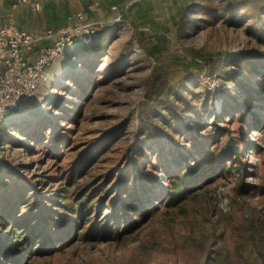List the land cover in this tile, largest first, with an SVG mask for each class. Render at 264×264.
Instances as JSON below:
<instances>
[{"label":"rangeland","instance_id":"374dc122","mask_svg":"<svg viewBox=\"0 0 264 264\" xmlns=\"http://www.w3.org/2000/svg\"><path fill=\"white\" fill-rule=\"evenodd\" d=\"M139 2L5 119L0 245L31 219L21 264H264V0Z\"/></svg>","mask_w":264,"mask_h":264},{"label":"built area","instance_id":"2783aa9c","mask_svg":"<svg viewBox=\"0 0 264 264\" xmlns=\"http://www.w3.org/2000/svg\"><path fill=\"white\" fill-rule=\"evenodd\" d=\"M20 5L42 10L40 0H14V8ZM105 29L103 23L86 21L85 13L73 14L64 27L44 33L0 23V128L10 114L36 96L44 71L54 59ZM46 40L51 44L40 46Z\"/></svg>","mask_w":264,"mask_h":264},{"label":"crops","instance_id":"0c3cea01","mask_svg":"<svg viewBox=\"0 0 264 264\" xmlns=\"http://www.w3.org/2000/svg\"><path fill=\"white\" fill-rule=\"evenodd\" d=\"M41 11H34L30 5L13 7L14 0H0V23L13 24L20 29L34 33H44L64 27L69 16L85 13L86 21L114 25L118 19L128 16L127 7L131 0H40ZM143 0H140L141 6ZM93 8L91 6L95 5ZM138 4V5H139ZM139 12L133 9L132 13ZM142 18V16H139ZM50 40L40 46H48Z\"/></svg>","mask_w":264,"mask_h":264},{"label":"trees","instance_id":"16d2710c","mask_svg":"<svg viewBox=\"0 0 264 264\" xmlns=\"http://www.w3.org/2000/svg\"><path fill=\"white\" fill-rule=\"evenodd\" d=\"M162 91V87L158 86L156 83L154 85V91L152 92H154V96L157 97ZM188 179L191 181H188ZM198 182V174H194V172L191 170L182 173L178 183H176V181L174 180H171V185L168 188L169 198L167 199L166 204L170 205L176 203L179 199L180 194L185 191V189L189 185H194ZM141 192L142 194H146L148 193V190L142 189ZM117 202V199H115L114 204L111 205L112 215L110 217L115 224V228L120 229L119 226L121 225H119V221L117 220ZM135 202L142 203V197H137L135 199ZM28 220L31 219H25L22 221L18 220L12 223V227H14V234H20L17 233L18 231H20L21 234L17 238V240L12 241L13 244H11L10 246H6L3 248L2 245H0V264H21L24 258L30 256L36 250L35 248L39 247L36 251L37 254H42L46 249V244L44 242L41 246L39 244L40 238L43 236L42 234H44V231L40 226L35 225L34 222L31 221L30 223H28Z\"/></svg>","mask_w":264,"mask_h":264}]
</instances>
